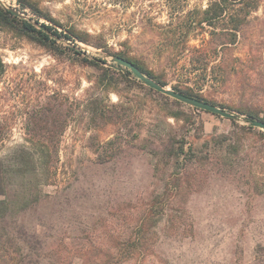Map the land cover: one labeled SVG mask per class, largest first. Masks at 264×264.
<instances>
[{"label":"rangeland","instance_id":"374dc122","mask_svg":"<svg viewBox=\"0 0 264 264\" xmlns=\"http://www.w3.org/2000/svg\"><path fill=\"white\" fill-rule=\"evenodd\" d=\"M0 4L19 18L13 26L0 23V59L5 64L0 119L10 136L1 151L24 142L28 131L60 137L54 181L44 185L46 201L32 215L39 249L44 247L43 255L47 254L41 264L102 263L105 249L124 245L122 239L110 238L118 233L136 239L145 233V248L151 251L145 259L134 257L120 264H264V130H241L251 125L237 110L264 106V60L207 82V96L238 115L229 119L163 97L129 68L116 67L113 56L102 48L55 35L42 43L21 30L20 21L27 20L48 33L51 30L44 24L63 33L70 27L92 35L103 32L116 50L131 38L149 67L166 68V86L177 83L176 68L170 70L163 58L156 61L144 48L150 33L140 28L130 33L123 21L116 20L122 10L110 11L106 0L77 5L74 0H41L42 10L60 25L44 17L36 22L37 14L19 0ZM157 15L159 21L167 18L165 12ZM246 35L245 43L235 48L236 55L244 58L248 49L254 54L264 50V7L253 13ZM182 63L189 66L185 60ZM54 101L61 104L54 112L64 124L24 126L27 113L51 107ZM105 106L111 118L92 120L89 111L94 107L106 111ZM169 133L183 139L186 150L190 143L198 148L221 134L240 137L243 146L231 172L212 168L208 173L198 169L182 175V160L169 164L159 160L155 168L157 158L146 152L148 148L138 147L142 139L160 143ZM53 247H60L59 255L49 254ZM6 249V244L0 245V255Z\"/></svg>","mask_w":264,"mask_h":264},{"label":"trees","instance_id":"16d2710c","mask_svg":"<svg viewBox=\"0 0 264 264\" xmlns=\"http://www.w3.org/2000/svg\"><path fill=\"white\" fill-rule=\"evenodd\" d=\"M19 1L24 8L28 7L37 14L36 22L44 17L60 25L55 17L42 10L41 0ZM87 1L74 0V4ZM106 2L111 5L110 11L122 10L116 20L119 19L118 23L123 21L130 33L137 28L150 33L149 40L144 42V48L156 61H162L163 58L165 66L170 70L176 68L179 79L171 87L186 95L217 104L205 93L206 84L210 79H222L229 71L248 69L257 61L263 63V49H257L259 51L255 54L248 49L244 58L236 55L234 50L241 42L245 43V39L247 40L246 32L252 22L253 13L264 7V0H160L158 7L145 0H106ZM164 12L167 18L159 21L157 14ZM18 19L13 11L0 4V23L13 26V23H19ZM20 22L24 33L42 43L54 40L50 35L81 40L102 48L110 56L120 55L129 59L144 73L163 85L169 83L166 78V68L157 71L149 67L142 53H137L141 49L137 47L135 49L133 44L131 45V38L124 41V48L116 50L104 37L103 32L92 35L70 27L68 33H63L56 27L44 24L51 30L48 33L27 20ZM193 39L198 40V43H192ZM157 52L159 54L156 55ZM184 60L188 67L182 63ZM89 62L95 63L92 60ZM262 66L264 68V63ZM4 73L5 64L0 59V77ZM162 96L168 98L166 95ZM217 105L224 107L222 104ZM60 106L59 102L54 101L51 107H38L39 110H33L34 112L29 115L27 113L24 126L29 129L33 125L42 129L56 128L64 124L63 119L61 117L58 119L54 112ZM237 108L245 114L244 118L247 121L250 118L264 120V115L261 116L262 113L264 114V106L244 105ZM105 109L106 111L98 110L97 107L92 108L89 111L94 117L92 120L101 122L105 118L110 119L109 106H105ZM41 110L45 111L40 113ZM5 128V122L0 119V245L7 246V253L0 255V264H41L42 258L47 254L43 255L44 247L39 249L41 242L38 234L36 235L37 228L32 225V215L41 211L46 201L42 194L44 185L52 184L54 181L60 160L58 149L60 137L50 132L42 134L28 131L24 142L1 151L10 140L9 134L4 132ZM240 129L252 130L254 127L241 126ZM145 140L147 138L142 139L138 147L142 150L148 148L146 152L157 158L155 168L159 166V160L165 159L167 164L179 163L182 160L184 166L183 173H180L182 175L198 169L208 173L212 168L231 172L243 146L240 137L232 134L231 136L214 135L198 148L190 143L187 150L186 142L173 133L166 135L160 143L155 141L149 143L147 140V144ZM154 204L149 203V206L153 207ZM5 235L6 240L3 239ZM147 237L145 233L140 234L137 239L130 234L118 233L117 236L111 234L110 238L122 239L124 245L116 249L114 247H108L105 251L103 249L106 259L98 264H120L134 257L145 259L151 253L145 248ZM60 252V247H53L49 254L59 255ZM96 252L101 250L98 249ZM53 264L65 263L54 261Z\"/></svg>","mask_w":264,"mask_h":264},{"label":"water","instance_id":"95a60500","mask_svg":"<svg viewBox=\"0 0 264 264\" xmlns=\"http://www.w3.org/2000/svg\"><path fill=\"white\" fill-rule=\"evenodd\" d=\"M114 61L117 63L116 67L125 66L129 68L133 74L143 81L147 86L150 88L163 93L165 95H168L170 97H173L183 103L189 104L191 106H194L196 108L209 111L215 114H219L223 117L229 118V119H237L238 115H236L234 112L227 110L226 108L219 106L215 103L198 99L196 97H192L189 95H186L182 92L176 91L172 87H168L166 85H163L162 83L158 82L156 79L150 77L146 73H144L134 62L130 61L129 59H126L125 57H122L120 55H116L113 57ZM249 124L253 127H258L264 130V120L262 119H256V118H250L248 120Z\"/></svg>","mask_w":264,"mask_h":264}]
</instances>
